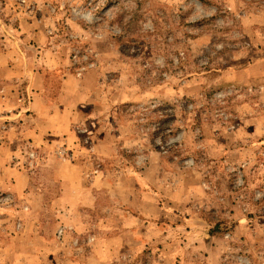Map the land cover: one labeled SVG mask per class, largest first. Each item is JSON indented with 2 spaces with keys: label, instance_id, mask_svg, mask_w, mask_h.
<instances>
[{
  "label": "rangeland",
  "instance_id": "obj_1",
  "mask_svg": "<svg viewBox=\"0 0 264 264\" xmlns=\"http://www.w3.org/2000/svg\"><path fill=\"white\" fill-rule=\"evenodd\" d=\"M39 91L72 124L36 143ZM3 95L43 204L26 224L0 188V264H264V0H0ZM61 176L98 186L66 237Z\"/></svg>",
  "mask_w": 264,
  "mask_h": 264
},
{
  "label": "crops",
  "instance_id": "obj_2",
  "mask_svg": "<svg viewBox=\"0 0 264 264\" xmlns=\"http://www.w3.org/2000/svg\"><path fill=\"white\" fill-rule=\"evenodd\" d=\"M2 97H4V95L0 96V99ZM48 100L49 99L46 97V95H44L42 91H39L37 95H31L29 93L27 105L24 106L23 102H20L18 105H16V108L19 107L21 109L19 110L17 108L18 111L26 113L28 112L30 118L27 120H30V127L34 129V136L32 137V140H34L36 143H38V140L44 138V134L56 135V133L60 132L66 134L71 128L72 113L71 110H69V106H61L62 103H56V101L49 102L48 104ZM4 104L6 105V103ZM7 108V110L11 109L10 106ZM41 132H43L42 136H40ZM101 147H104L106 151H104V149L101 152L97 151L96 156L107 157L112 154V148L110 150V148L103 146V144H101ZM10 150V147H8V152L0 154V188L9 190L16 198L25 200V207L27 210L15 209L16 211H14V214L16 216L21 214V220L28 224L32 218H36V220L39 218V215L42 212L41 206L43 204V198L41 200V191L39 186H35L36 188H30L27 186L29 181L27 173L22 169L20 170V168L16 166L12 167L10 165L9 160L12 154ZM61 177V194L56 199H54L51 204L56 208V211H58L57 218L61 219V225H58L57 228L58 234L61 236L65 232L64 234L66 237V233L69 229H73L75 224L77 225L78 223L82 222V217L80 215H73L75 222L74 225L69 224L66 226V223H63V221H65L66 217L68 216L66 211L70 209L76 212L80 211L81 209H85L87 211L91 208H95L96 196L94 192L98 186L90 187L87 185V183L84 185L83 183L79 182L78 184H74L70 187V180L68 176ZM94 179L95 180H93V182L101 181V178L95 177ZM91 184V186H94L93 183ZM69 216L71 217V215ZM62 223L65 227H60L62 226ZM37 231L39 233V230ZM36 237L47 241V238L42 237L41 234H37Z\"/></svg>",
  "mask_w": 264,
  "mask_h": 264
},
{
  "label": "trees",
  "instance_id": "obj_3",
  "mask_svg": "<svg viewBox=\"0 0 264 264\" xmlns=\"http://www.w3.org/2000/svg\"><path fill=\"white\" fill-rule=\"evenodd\" d=\"M217 226H218V225H217ZM217 229H219V227H215V228H214V230H217Z\"/></svg>",
  "mask_w": 264,
  "mask_h": 264
}]
</instances>
